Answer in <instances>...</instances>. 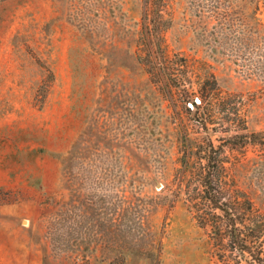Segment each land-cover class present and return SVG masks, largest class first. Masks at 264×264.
Listing matches in <instances>:
<instances>
[{"label":"rangeland","instance_id":"1","mask_svg":"<svg viewBox=\"0 0 264 264\" xmlns=\"http://www.w3.org/2000/svg\"><path fill=\"white\" fill-rule=\"evenodd\" d=\"M0 264H264V0H0Z\"/></svg>","mask_w":264,"mask_h":264},{"label":"trees","instance_id":"2","mask_svg":"<svg viewBox=\"0 0 264 264\" xmlns=\"http://www.w3.org/2000/svg\"><path fill=\"white\" fill-rule=\"evenodd\" d=\"M212 182H213L212 177L207 176L205 178L204 184L206 186V189L209 184L210 185L213 184ZM206 192L207 193L205 194V198L208 199L209 203L212 206L221 209L230 219V225H231L230 235L232 237V240L235 243H237L238 245L237 247L241 251H245L247 249V245L245 244L244 234H243L242 228L237 225L236 223L237 221L235 218L238 214L236 213L234 214L232 206L229 207L226 202H221L220 197L217 194H214V192H212L211 189L210 190L207 189ZM236 202L237 201H235L234 203L236 204ZM238 203H241V202H238ZM247 203H248L247 208L252 211L253 210L252 203L249 200ZM230 209H232V213L230 212Z\"/></svg>","mask_w":264,"mask_h":264}]
</instances>
